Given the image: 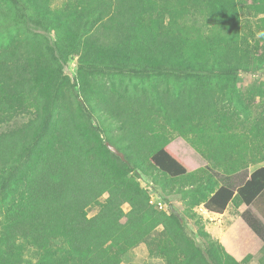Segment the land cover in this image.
Returning <instances> with one entry per match:
<instances>
[{"label":"trees","instance_id":"trees-1","mask_svg":"<svg viewBox=\"0 0 264 264\" xmlns=\"http://www.w3.org/2000/svg\"><path fill=\"white\" fill-rule=\"evenodd\" d=\"M244 13L263 14L264 0H69L61 9L50 0H0V168L10 164L0 190L22 181L6 215V241L18 249L8 246L11 264H20L26 243L40 251L36 264H121L141 243L167 264H240L201 226L191 232L179 211L153 205L137 177L139 169L192 173L165 142L168 126L216 107L225 92L244 105L238 74L264 65L243 48L251 41ZM29 23L51 29L98 76L85 84L95 96L88 106L66 97L60 55ZM23 112L32 117L10 126ZM263 131L254 135L264 142ZM238 171L201 198L212 213L245 207L264 264V165L242 183Z\"/></svg>","mask_w":264,"mask_h":264},{"label":"rangeland","instance_id":"rangeland-1","mask_svg":"<svg viewBox=\"0 0 264 264\" xmlns=\"http://www.w3.org/2000/svg\"><path fill=\"white\" fill-rule=\"evenodd\" d=\"M50 1L53 9H61L69 2V0ZM243 25L246 28L243 26L242 32H248L247 36L251 40L249 45L245 44L243 48L246 51L250 50L252 57L260 56L264 59V13L250 15L244 13ZM28 26L46 35L52 47L56 49V56L60 55L59 62L64 78L62 89L66 97L81 107L88 106V101L95 96L90 91H85V84L87 79L96 80L98 76L81 63L80 53L67 51L60 44L58 45L57 37L51 29L32 23ZM208 28L209 26L206 27L207 30ZM250 29L253 31V38L250 37ZM238 76L242 85L239 93L241 99L244 98L243 106L229 99L228 92H225L221 97L216 96V100L219 101L216 107H209L208 110L205 107L204 111L196 113L193 117H187L185 121L182 120L176 128L171 126L167 128L165 142L190 166L192 173L173 178L163 175L158 170L146 172L139 169L137 180L149 193L153 205L156 206V202H152L154 200L152 196H157L166 207L164 211L169 213L172 208L179 211L186 218L191 232H197L198 226H201L220 243L222 242L217 237L223 238L226 242V245L222 243L225 249L240 264H261L263 242L241 218V212L245 207L231 203L223 214L211 216L205 210L201 198L203 194L210 195L211 191L219 186L218 178L224 173L239 170L233 176L237 182L242 183L251 171L264 165V142L259 136L254 135L257 129L264 130V65L254 72L241 71ZM152 103L150 107L156 108V102ZM31 117V112H23L9 125L11 126L14 121L23 123ZM159 123L164 124L163 120H159ZM109 131L117 134L119 130L113 127ZM125 140L129 144L130 138L126 137ZM117 151L116 155L126 160L125 155L118 149ZM16 165L17 162L13 163L12 167ZM145 166L150 168L148 163ZM9 168L10 164L0 168V188L3 187L10 172ZM150 182L153 183V191L145 187V184L149 185ZM21 191L22 181L19 178L13 179L9 187L0 190V264H11L8 254L13 245H9L10 242L6 241L8 239L6 215L10 203ZM106 197L107 194H104L98 203L88 209L89 217L98 212L100 204ZM198 200L202 202L197 204ZM123 208L128 211L130 206L125 204ZM162 228L163 226L160 225L158 230ZM25 245L22 255H19L18 263L36 264L40 256L39 249L32 243ZM13 248L18 251L15 246ZM246 260L249 261L245 262ZM130 263L167 264L162 255H151L146 243L137 245L123 255L121 264Z\"/></svg>","mask_w":264,"mask_h":264},{"label":"built area","instance_id":"built-area-1","mask_svg":"<svg viewBox=\"0 0 264 264\" xmlns=\"http://www.w3.org/2000/svg\"><path fill=\"white\" fill-rule=\"evenodd\" d=\"M145 187L148 189V190H151L153 191V183L150 182L149 185L145 184ZM154 197V200H152V202H156V207L160 210H164L166 207L165 205L163 204V202L160 200V198L157 196H152V198Z\"/></svg>","mask_w":264,"mask_h":264},{"label":"crops","instance_id":"crops-1","mask_svg":"<svg viewBox=\"0 0 264 264\" xmlns=\"http://www.w3.org/2000/svg\"><path fill=\"white\" fill-rule=\"evenodd\" d=\"M251 172H252V171H251ZM251 172H250V173H251ZM250 173H249V174H250ZM249 174H248V176H249ZM205 210H207V209H205ZM226 210H227V209H226ZM226 210H225V211H226ZM207 211H208V210H207ZM208 212H209V211H208ZM209 214H210L211 216H212V215H213V216H214V215H221V214H219V213H212V212H209ZM208 224H209V223H208ZM210 230H211V229H210ZM217 238H218V239H219L224 245H226V242H225V240H224L223 238H221L220 236H218Z\"/></svg>","mask_w":264,"mask_h":264},{"label":"water","instance_id":"water-1","mask_svg":"<svg viewBox=\"0 0 264 264\" xmlns=\"http://www.w3.org/2000/svg\"><path fill=\"white\" fill-rule=\"evenodd\" d=\"M108 147H109L110 150H112L114 153H117V152H118L117 149H116L114 146H112V145H108Z\"/></svg>","mask_w":264,"mask_h":264}]
</instances>
